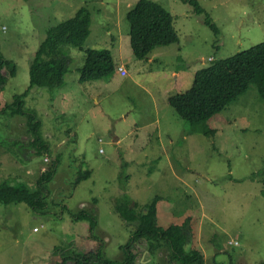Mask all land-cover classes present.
Here are the masks:
<instances>
[{"label": "rangeland", "instance_id": "obj_1", "mask_svg": "<svg viewBox=\"0 0 264 264\" xmlns=\"http://www.w3.org/2000/svg\"><path fill=\"white\" fill-rule=\"evenodd\" d=\"M138 1L0 0L1 53L17 66L15 77L3 70L0 182L35 191L56 165L40 211L0 205V264H55L59 248L88 253L102 243L107 257L122 261L137 225L116 204L128 200L139 216L156 196L159 227L185 226L187 249L199 250L205 264H264V100L257 86L196 126L168 102L197 71L264 43V0H196L203 14L181 0H151L173 17L178 43L145 60L133 56L129 43L127 14ZM81 8L92 18L84 50L110 51L116 70L81 83L85 54L62 48L69 60L62 86L34 87L25 97V110L37 111L42 125L40 149L27 117L3 108L29 88L31 61L47 32ZM86 171L92 176L77 184ZM80 213L97 220L95 236L90 221L74 220ZM148 250L147 241L136 244L135 264H177L165 246Z\"/></svg>", "mask_w": 264, "mask_h": 264}, {"label": "trees", "instance_id": "obj_2", "mask_svg": "<svg viewBox=\"0 0 264 264\" xmlns=\"http://www.w3.org/2000/svg\"><path fill=\"white\" fill-rule=\"evenodd\" d=\"M181 1L190 3L198 14H203L196 0ZM127 21L130 26V48L133 56L138 60L147 59L156 48L178 43L173 28V17L154 1L139 0L128 12ZM91 23L89 10L81 8L74 18L51 28L39 52L32 58L29 88L23 93L14 95L13 102L3 108V111L10 109L15 115L27 117L28 126L35 134V142L40 149H46L40 135L42 125L38 122L37 111L25 110V97L34 87L53 90L62 86L69 64L62 48L72 47L85 54V63L80 70L81 83L108 79L116 70L110 51L84 50V44L91 35ZM205 24L215 35L219 34L210 17L206 18ZM5 69L9 70L11 77L16 76L17 66L2 55L0 44V92L4 90L8 80L3 73ZM251 84L257 86L258 95L264 100V43L197 71L190 87L170 95L168 102L175 109L178 118L196 126L206 123L226 109L248 90ZM203 132L209 134L212 129L206 128ZM55 171L56 165L51 171L45 172L35 191L30 190L23 182L15 184L8 181L0 182V205L25 203L37 213L46 204L44 199L47 189L44 184L52 181ZM91 176L92 172L86 171L80 174L76 183ZM262 194L264 195V190ZM160 200L161 198L156 196L139 216L135 214L128 200L121 199L120 203L116 204L118 213L126 222L137 225L135 234L123 247L122 261L107 257L102 243L97 250L88 253H80L74 247V249L59 248L61 253L55 264H69V261L72 262L71 264H135L137 254L133 250L136 244L143 240L148 242V251L151 254H155L165 246L169 250L170 260L177 264H205V258L199 250L187 249L191 237L185 226H170L167 229L159 227L157 216ZM74 218L75 221H90V232L95 236L98 222L94 217L80 213Z\"/></svg>", "mask_w": 264, "mask_h": 264}, {"label": "built area", "instance_id": "obj_3", "mask_svg": "<svg viewBox=\"0 0 264 264\" xmlns=\"http://www.w3.org/2000/svg\"><path fill=\"white\" fill-rule=\"evenodd\" d=\"M119 71H120L123 75L126 74V71H125L124 68H122V67L119 68ZM232 244L238 245L237 242H236V243H232Z\"/></svg>", "mask_w": 264, "mask_h": 264}, {"label": "crops", "instance_id": "obj_4", "mask_svg": "<svg viewBox=\"0 0 264 264\" xmlns=\"http://www.w3.org/2000/svg\"><path fill=\"white\" fill-rule=\"evenodd\" d=\"M120 67L124 68V70H125V68H126L124 65H120V66H118V71H119V68H120ZM125 71H126V70H125ZM119 72H120V71H119ZM120 73H121V72H120ZM121 74H122V73H121ZM126 74H128L127 71H126ZM126 74H125V75H126ZM122 75H123V74H122Z\"/></svg>", "mask_w": 264, "mask_h": 264}]
</instances>
